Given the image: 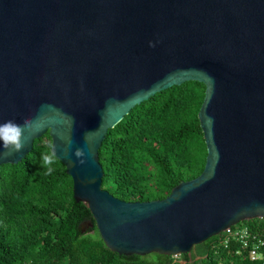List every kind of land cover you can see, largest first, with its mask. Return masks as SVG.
<instances>
[{
    "label": "water",
    "instance_id": "obj_1",
    "mask_svg": "<svg viewBox=\"0 0 264 264\" xmlns=\"http://www.w3.org/2000/svg\"><path fill=\"white\" fill-rule=\"evenodd\" d=\"M185 81L205 85L202 171L161 199L117 198L101 186L108 129ZM0 119L31 121L23 151L0 165L48 132L112 252L189 253L264 218V0H0Z\"/></svg>",
    "mask_w": 264,
    "mask_h": 264
},
{
    "label": "trees",
    "instance_id": "obj_2",
    "mask_svg": "<svg viewBox=\"0 0 264 264\" xmlns=\"http://www.w3.org/2000/svg\"><path fill=\"white\" fill-rule=\"evenodd\" d=\"M205 85L185 81L135 105L108 129L98 150L101 186L127 201L161 199L181 180L196 177L206 159L198 120ZM47 133L16 164L0 165V264H264L218 235L174 256L119 255L106 247L92 215L72 196V178L56 158L49 174L42 155ZM264 238V218L242 221ZM192 251V250H191Z\"/></svg>",
    "mask_w": 264,
    "mask_h": 264
},
{
    "label": "clouds",
    "instance_id": "obj_3",
    "mask_svg": "<svg viewBox=\"0 0 264 264\" xmlns=\"http://www.w3.org/2000/svg\"><path fill=\"white\" fill-rule=\"evenodd\" d=\"M31 130V121L24 119L23 123H19L14 119L2 120L0 119V155L10 156L13 153H19L25 148ZM67 145L65 152L71 147V140L65 141ZM73 154L78 158L80 164L85 163V152L82 148L74 149ZM56 146L49 145V151L42 155V164L47 168L50 174L53 171L51 167L56 161Z\"/></svg>",
    "mask_w": 264,
    "mask_h": 264
},
{
    "label": "built area",
    "instance_id": "obj_4",
    "mask_svg": "<svg viewBox=\"0 0 264 264\" xmlns=\"http://www.w3.org/2000/svg\"><path fill=\"white\" fill-rule=\"evenodd\" d=\"M218 240L224 246L235 242L238 247L237 254L244 251L251 260H264V238L246 224L238 223L226 228L218 234Z\"/></svg>",
    "mask_w": 264,
    "mask_h": 264
},
{
    "label": "rangeland",
    "instance_id": "obj_5",
    "mask_svg": "<svg viewBox=\"0 0 264 264\" xmlns=\"http://www.w3.org/2000/svg\"><path fill=\"white\" fill-rule=\"evenodd\" d=\"M192 251V255H196L197 254V249H195L194 247L191 249ZM174 257H176V258H178V255L177 256H175V255H173Z\"/></svg>",
    "mask_w": 264,
    "mask_h": 264
}]
</instances>
